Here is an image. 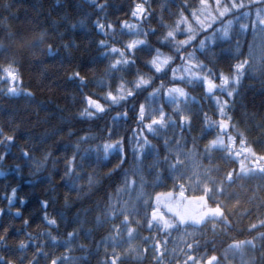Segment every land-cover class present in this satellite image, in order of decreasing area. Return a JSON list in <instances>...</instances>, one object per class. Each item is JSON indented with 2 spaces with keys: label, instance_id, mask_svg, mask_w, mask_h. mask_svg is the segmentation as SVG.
Instances as JSON below:
<instances>
[{
  "label": "trees",
  "instance_id": "16d2710c",
  "mask_svg": "<svg viewBox=\"0 0 264 264\" xmlns=\"http://www.w3.org/2000/svg\"><path fill=\"white\" fill-rule=\"evenodd\" d=\"M141 0H97L98 4H107L103 10L93 5L90 0H0V47L6 49V55L11 58L23 60L19 63V72L23 79V85L26 90H30L33 98L17 97L5 98L0 95V125L9 129L18 126L17 144L12 148L11 153L0 165V208L6 210V215L0 217V222L9 227V233L5 246H0V255L13 259L19 264V258L25 256L23 264H28L29 260L39 259L40 264H50L52 257L61 255H70L73 259L70 264H100L105 259L104 249L111 241L109 236H116L114 229H119V239L121 247L117 251L123 252L129 245L140 250V258H127L125 264H157L153 258L152 245L155 240H168L167 248L169 253L164 258V264H177V258L181 261L183 257L179 251L172 253L173 248L184 247V242H191L194 238L198 239L203 245L208 241V250L214 246L216 254L220 255L233 239L244 240L252 239L259 233L247 231L249 224L258 222L257 217H264V209L258 211V199H253L255 193L257 197H264V189L257 191L258 187L264 186V181L258 179L238 181L231 188H227V198L224 200L226 210L230 213L231 230L221 231L223 226H217V233L214 235L208 229L195 233V237L184 236L183 232L172 231L166 235L155 228H148L147 221L151 219V207H146L142 201H137L138 186L141 182V176L144 181V191L151 197L150 203L154 206L156 193L173 191L178 195L179 185L186 187L185 195H199L189 187L187 179H175L180 173H172L168 169V164L164 163V156L167 155L169 161L176 162L177 141L182 149L180 158L183 164L180 166V172L186 176L192 175L194 171H203L209 166V160L203 156V150L209 140L213 139L216 129H205L204 114L208 117L219 120V114L216 111L215 100L208 97L203 88L199 85L189 86L177 80L171 83V72L163 80L154 79L152 87L146 91L140 92L134 98L122 102L123 106H110L102 97L108 90L107 84L112 85L115 90L119 84L120 77L123 76L126 81H132L136 78L137 70L145 75L159 77L150 65H146L152 56L144 52L135 53V65L131 68L120 66L124 71H109V64L114 62L115 54L109 52L108 48L101 47L100 41L105 40L107 44L121 48L123 44L131 39L140 38L129 35H120V25L123 21L128 23H137L131 17V9L135 3ZM9 5L10 7H5ZM198 5V0H147L145 7L150 15L141 23L143 32L155 29V33L148 36V43L155 49L157 47L166 55H171L168 47L158 43L160 37L166 29L163 24L172 25L177 19V14L184 10V6ZM190 14V10L184 12ZM112 23L115 27V43L111 36H105L96 24ZM34 29L36 31L47 30L48 37L39 47H34L33 42L39 38L38 32H25L24 38L17 37L15 33L20 30ZM110 31V30H109ZM8 32L12 33V39L5 36ZM127 33L128 30L124 29ZM184 39V36H180ZM241 38V37H240ZM242 50L247 53V45L251 42L249 33L241 38ZM51 43L53 54L49 55L44 51L46 44ZM236 39L228 41H217L215 45H210L212 52L215 53V63L209 64L215 71H230L229 64H234L233 59ZM64 45H70L65 48ZM191 51V49H189ZM212 52L209 58H212ZM29 53H35L34 57H26ZM154 55V53H153ZM183 55V53H181ZM200 56L199 53H197ZM133 57H129L132 59ZM205 60L204 56H200ZM243 59V57H241ZM8 58L0 55V77L4 75L3 66H6ZM181 61L177 59L172 65L177 67ZM76 71H79L86 78V86H81L79 82L70 80L69 77ZM104 81L102 85L99 83ZM166 85L156 97L149 94L153 88L159 87L161 83ZM219 83V81H216ZM3 86V85H0ZM131 86V85H129ZM183 87L190 97L195 101L189 100L185 108L180 105L183 114L191 119V130L187 125H180L179 115L174 111L176 105L172 107L171 103L166 101L167 87ZM92 95L94 99L101 98L100 102L105 104L109 110L101 114V118L96 119H78V113L85 106L83 95ZM154 99L160 101L167 116L171 117L175 123H169L167 128L160 129L157 136L148 134L150 145L152 147L145 149L143 163L139 164L134 160L132 149L136 147L132 139L135 129L139 128L135 117L138 114L139 105L144 104L146 112L150 111V102ZM224 99V97H221ZM236 99L234 120L238 123L240 130H247L248 138L256 141L264 133V78L259 75H246L242 81L239 95ZM135 109V110H133ZM128 112L125 119L121 114ZM244 113H247L245 117ZM255 114L253 118L252 114ZM119 117L114 123L113 118ZM69 122L72 124L69 129ZM150 122L146 120L145 123ZM256 125H261L257 128ZM114 129L112 140L108 139V130ZM60 130L59 135H53ZM71 130L75 133L72 137L67 135ZM8 134H11L9 131ZM94 137L87 143H82L80 155L85 156L83 161L77 163L80 167L79 179L73 177L72 180L64 177L66 158H71L75 151V144L79 137ZM26 137L33 140L26 141ZM119 137L125 138V151L127 160L122 168L116 171L111 177L107 173L113 169L118 162L115 155H110L107 160L103 158V152L100 151V159L97 160V145L105 142H112ZM196 138V148L193 149V138ZM47 139V143L37 144L35 141ZM165 141L169 147H165ZM64 145H68L67 151H64ZM21 149L28 150L36 159H40L47 151L53 152V157L47 163V166L37 171L32 162L26 161L21 156ZM34 149V151H33ZM91 150L87 153L85 150ZM192 150V151H189ZM259 151V147L257 146ZM212 164L219 168L213 175L221 179L223 175L231 170L219 159V153L213 154ZM159 159L161 161L158 167L152 168L151 165ZM52 160L57 163L53 165ZM17 165L19 172L16 171ZM138 168L143 171L139 174L130 175V181L135 180L136 184L130 191H121L117 195V188L123 187V172L128 170L131 174ZM157 173L160 179H156ZM94 177L97 183L88 185L89 176ZM75 184V187L69 191L68 186ZM155 185V186H154ZM17 189V199L8 211L6 197L10 195L11 189ZM111 198V199H110ZM144 198H148L145 196ZM23 199L25 203L21 204ZM67 199V204L65 203ZM49 201L48 215L57 220L58 229L46 225L44 210L41 207V201ZM240 204L236 207V201ZM116 209L115 215L111 214L109 205ZM133 206L137 209L133 211ZM123 208L129 215L127 221L120 209ZM20 211L21 216L17 217L15 213ZM248 210L250 215L245 212ZM99 218V222L97 221ZM24 220L29 221L27 227L24 226ZM138 221V222H137ZM211 225H209V228ZM134 230L133 237L129 240L127 229ZM90 230V232H89ZM2 231V229H0ZM77 231L80 238L74 240L69 253L66 246L60 244L53 246L51 240L45 235L51 232L58 240L67 239V233ZM189 232L193 229L189 228ZM88 233L87 239H84L85 233ZM30 233L37 237L38 243L47 244L45 251L50 254V258L45 260L41 257H34V244L21 252L18 245L21 241L28 243L26 234ZM145 237L149 239L144 240ZM214 241V244L212 243ZM86 245V249H81L79 244ZM144 249H148L145 253ZM109 252L111 248L109 247ZM230 264H239V260L231 261Z\"/></svg>",
  "mask_w": 264,
  "mask_h": 264
},
{
  "label": "snow or ice",
  "instance_id": "6c2138e0",
  "mask_svg": "<svg viewBox=\"0 0 264 264\" xmlns=\"http://www.w3.org/2000/svg\"><path fill=\"white\" fill-rule=\"evenodd\" d=\"M90 2L97 6L100 11H103L108 5L98 4L97 0H90ZM147 0H141L139 3H135L131 9V17L137 21V23H128L123 21L120 25V35H129L140 37L131 39L127 43L123 44L121 48L114 47L107 44L105 40H101L100 46L109 49L105 55L115 54L118 58L114 57V62L110 63L109 71H124L123 67L131 68L135 65V53L144 52L147 55L152 56L148 61H145L146 65H150L151 69H154L156 74H161L159 77L152 75H145L137 70L136 78L132 81H126L123 76L120 77V83L116 85L115 90H112V85L107 84L108 90L102 99L109 103L110 106H123L122 102L128 101L129 98H134L142 91H146L149 87H152L155 78L163 80L167 77L168 72H171V83L179 80L186 85L196 86L199 85L203 88L205 94L215 100L216 111L219 114L220 119L215 120L205 113L204 134H207V130L215 128L216 134L213 139L209 140L203 150V156L209 160V166L204 168L203 171H194L192 175L186 176L180 172V166L183 161L180 158V152L182 149L177 141L176 162L169 161L168 156H164V163L168 164V169L172 173H180L175 176V179H187L189 181V187L193 191L199 192V195L187 196L185 195L186 187L184 184L179 185L178 195L173 192L156 193L154 206L150 203L151 197L144 191V181L141 176V182L138 186L137 201H142L146 207H151V219L147 221L148 228H155L158 231L164 232L166 235L171 234L172 231L183 232L184 236L195 237L197 231L208 229L214 235L217 233V226H223L221 231L225 234L231 230L230 213L226 210L224 200L227 198V188H231L238 181L258 179L264 181V133L261 134V138L256 141H251L248 138L247 130H240L238 123L234 120V112L236 107V97L240 93L242 81L246 75L257 76L264 78V0H198V5L193 7L192 5L184 6V10L177 14V19L172 25L163 24L161 20V26L166 29L165 33L160 37L158 43L162 46L168 47L171 50V55L163 53L159 47L153 48L148 43V36L155 33V29H150L148 32H143L141 23L150 15L148 9L145 7ZM5 7H10L5 5ZM254 9V11H253ZM190 10L189 15H185L184 12ZM97 28L104 33L105 36H111L113 43H115L116 31L112 23H100L97 21ZM124 29L128 32L125 33ZM110 30V31H109ZM251 30L252 41L247 45V53L242 50L239 37L247 34ZM38 32L39 38L33 42L34 47H39L44 42L45 37H48L47 30L36 31L34 29L20 30L15 33L17 37L24 38L25 32ZM180 36H184V39H180ZM7 39H12V33L8 32L5 36ZM236 39L235 49L233 53L234 64H229L230 71L224 73L223 71H215L214 68H210L209 64L215 63V53L212 52L210 45H215L219 41H228ZM259 40V43H257ZM70 45H64L65 48ZM191 49V51H189ZM6 49L0 47V55L8 58L6 66H3L4 75L0 77V95L5 98H33L34 94L30 90H26L23 85V79L19 72V63L23 58L16 59L6 55ZM47 52L49 55L53 54V46L48 44ZM212 52V58H209V53ZM154 53V55H153ZM183 53V55H181ZM204 56L207 63L200 59V56ZM35 53H29L26 57H34ZM133 57L129 59V57ZM243 57V59H241ZM179 59L181 63L177 67L172 65ZM180 73V75H178ZM74 82H79L81 86H86V78L81 75L79 71H76L69 77ZM219 81L217 83L216 81ZM102 85L104 81H100ZM131 85V86H129ZM166 85L162 82L159 87H155L150 92L151 97H156ZM83 95V94H82ZM170 102L176 105L174 111L179 115L180 125H187L191 130V119L189 116L183 114V110L180 105L183 104L185 108L188 106L189 100L195 101L194 97H190L189 93L185 91L183 87L173 86L167 87L164 92ZM224 97V99H221ZM101 98L94 99L92 95H83V102L85 106L78 113V119H96L101 118V114H105L109 109L105 107V104L100 102ZM135 110V109H133ZM125 119L128 117V112L125 111L121 114ZM247 117V113H244ZM253 118L255 114H252ZM119 119L114 117L113 121ZM138 122L139 128L133 130L134 135L132 139L135 141L136 147L132 149L133 158L139 164L143 163L145 149L152 147L148 139V135L145 134V130L152 136H157L160 129L167 128L169 123H175L171 117L167 116L163 108L152 109L150 112H146L144 104L139 105L138 114L135 117ZM146 120L150 122L145 123ZM69 129L72 124L69 122ZM260 128L261 125H256ZM18 126H13L6 129L0 125V165L3 164L6 157L11 153L13 147L17 144V131ZM9 131L11 134H8ZM60 130H57L53 135H59ZM114 129L108 130V139L112 140ZM69 137L75 135L71 130L67 132ZM94 137L81 136L78 138L75 144V151H73L71 158H66L64 177L72 180L73 177L79 179V172L77 169L80 165L77 163L78 159L83 161L85 156L80 155V147L82 143H87ZM33 138L26 137V141H31ZM35 143H47V139L35 141ZM193 149L196 148V138L192 140ZM259 147V151L257 150ZM165 147L168 148V142L165 141ZM68 145H64V151H67ZM103 152V158L107 160L110 155H115L117 163L113 169L107 173L108 177H111L116 171L120 170L127 160V154L125 151V138L119 137L112 142H105L102 145H97L95 151L97 152V160L100 159V151ZM34 151V149H33ZM91 150H85L87 153ZM192 151V150H189ZM219 153V159L226 165L233 166L231 170L226 172L221 179H217L213 173L218 172L219 168L212 164L214 158L213 154ZM21 156L29 162H32L37 171L44 169L47 166L50 158L53 157V152L47 151L40 159H36L32 153L28 150L21 149ZM53 165L57 163L56 160H52ZM161 161L157 159L150 167L155 168L160 165ZM19 166L17 165L16 171L19 172ZM142 168H138L135 172L129 173L128 170L123 172V187L117 188V195L121 191H130L133 189V185L136 184L135 180L130 181V175L135 176L142 172ZM156 179H160V174L157 173ZM91 175L88 178V185L97 183ZM155 186V185H154ZM75 187V184H70L68 190L71 191ZM264 189V186L258 187L257 191ZM147 196L148 198H144ZM7 204L9 206L8 211L11 210V206L17 199V189L12 188L10 195L6 197ZM111 199V198H110ZM253 199H258L257 205L258 211L264 209V197H257L253 194ZM23 204L25 201L20 200ZM67 204V199L65 201ZM240 201L237 200L234 207L238 206ZM41 207L44 210L43 219L46 225L49 227L57 228V220L48 215L47 209L49 208V201H41ZM109 209L112 215H115L116 209L111 204ZM124 215V220L127 221L129 215L123 208L120 209ZM133 211L137 209L133 206ZM250 215L248 210H245ZM6 215V210L0 208V217ZM17 217L21 216L19 210L15 213ZM99 222V218H97ZM258 222H252L249 224L247 231L249 233L257 232L258 236H253L252 239L238 240L233 239L231 243L223 250V253L216 254V248L213 246L211 250H208V241H205L201 245L198 239H193L191 242H184V247L179 249L173 248L172 253L179 251L183 257L182 261L177 258V264H230L231 261L239 260V264H264V217L258 216ZM138 222V221H137ZM24 226L29 225L28 220H24ZM209 225L211 227L209 228ZM9 227L0 222V246H6V240L9 233ZM193 229L189 232L188 229ZM116 236H109L108 239L111 243L105 247L104 255L105 259L100 264H125L127 258H140V250L131 247L124 249L123 252L117 251L121 247V241L119 239V229H114ZM90 232V230H89ZM134 230L132 228L127 229L129 240L133 237ZM201 234L204 233L201 231ZM45 235L53 246H59L63 244L66 246L67 252H71V243L74 240L80 238V234L77 231L67 233V239L64 241L58 240L56 236H53L51 232H47ZM88 233L84 235V239H87ZM28 243L21 241L18 245V249L23 252L28 249L30 245L34 244V257H41L45 260L50 258V254L45 251L47 244H41L36 242L37 237L32 236L30 233L26 234ZM149 238L145 237L147 241ZM214 244V241L212 242ZM168 240H155L152 245L153 258L157 264H164V258L169 253L167 248ZM79 247L83 250L86 249V245L79 244ZM109 247L111 252H109ZM148 249H144L143 252H147ZM25 256L19 258V264H23ZM70 255H61L59 257H52L50 264H70L72 261ZM0 264H16L13 259L6 258L5 255H0ZM28 264H40L39 259L29 260Z\"/></svg>",
  "mask_w": 264,
  "mask_h": 264
},
{
  "label": "rangeland",
  "instance_id": "374dc122",
  "mask_svg": "<svg viewBox=\"0 0 264 264\" xmlns=\"http://www.w3.org/2000/svg\"><path fill=\"white\" fill-rule=\"evenodd\" d=\"M253 11H254V9H253ZM249 36H250V39H251V41H252V39H253V37H252V33H251V30H249ZM245 35L246 34H244L243 36H240L241 38H244L245 37ZM239 37V38H240ZM240 38V39H241ZM257 43H259V40H257ZM178 75H180V73H178ZM166 101L168 102H170V100H169V98L166 96ZM171 103V102H170ZM172 105V107H174L175 105L173 104V103H171ZM160 108V101L158 100V99H154V100H152L151 102H150V111L152 110V109H159ZM149 111V112H150Z\"/></svg>",
  "mask_w": 264,
  "mask_h": 264
},
{
  "label": "clouds",
  "instance_id": "9594fccd",
  "mask_svg": "<svg viewBox=\"0 0 264 264\" xmlns=\"http://www.w3.org/2000/svg\"><path fill=\"white\" fill-rule=\"evenodd\" d=\"M48 44H49V41H48V43L46 44V46H45V48H44V51H47V49H48Z\"/></svg>",
  "mask_w": 264,
  "mask_h": 264
}]
</instances>
